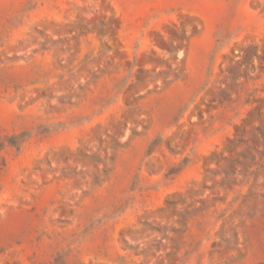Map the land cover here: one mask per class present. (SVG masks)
Returning a JSON list of instances; mask_svg holds the SVG:
<instances>
[{
  "label": "rangeland",
  "instance_id": "rangeland-1",
  "mask_svg": "<svg viewBox=\"0 0 264 264\" xmlns=\"http://www.w3.org/2000/svg\"><path fill=\"white\" fill-rule=\"evenodd\" d=\"M0 264H264V0H0Z\"/></svg>",
  "mask_w": 264,
  "mask_h": 264
}]
</instances>
